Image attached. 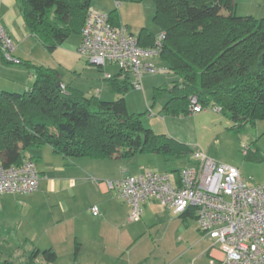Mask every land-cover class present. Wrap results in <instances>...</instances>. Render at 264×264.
I'll return each mask as SVG.
<instances>
[{"label": "trees", "instance_id": "trees-1", "mask_svg": "<svg viewBox=\"0 0 264 264\" xmlns=\"http://www.w3.org/2000/svg\"><path fill=\"white\" fill-rule=\"evenodd\" d=\"M154 1L156 21L165 33L159 57L179 78L158 90L171 95L164 111L190 115L192 99H197L204 110L218 108L235 134L263 121L264 18L238 15L236 0ZM20 4L28 33L50 53L73 33L81 36L91 9V0H20ZM110 17L114 24H122L117 12ZM137 39L143 49L155 47L153 35L142 33ZM27 69L34 74L31 88L23 93L0 91V164L4 167L35 162L30 152L43 146L65 159L180 155L181 144L156 135L129 114L124 95L130 74L120 70L106 79L112 91L123 97L103 101L63 85L59 70L34 65ZM182 218L196 219L194 210ZM79 250L78 244L75 261ZM41 260L53 264L58 254L51 248H35L22 262L11 256L0 264H40Z\"/></svg>", "mask_w": 264, "mask_h": 264}, {"label": "rangeland", "instance_id": "rangeland-1", "mask_svg": "<svg viewBox=\"0 0 264 264\" xmlns=\"http://www.w3.org/2000/svg\"><path fill=\"white\" fill-rule=\"evenodd\" d=\"M236 3L240 16L262 17L264 15L262 14V12L264 13V0H236ZM18 4L17 8L19 9L21 7L20 0H18ZM91 9L107 14L117 12L122 24L128 28L129 34L136 38L142 33L153 35V37L162 33V28L156 21L157 6L154 0H91ZM251 11L256 14H252ZM19 33L22 40L19 42L13 38L15 46L13 56L21 60L23 64L10 63L0 52V91L23 93L31 88L34 84V74L27 69V65H34L59 70L63 85L83 93L86 97L97 96L96 92L100 93L103 101H115L117 98L123 97V95L114 93L110 89L109 82L105 80L106 75L117 76L120 68L117 65H106L102 71L98 66L90 64L85 58L79 56L77 50L81 44L80 35L73 33L54 53H50L33 36H25L23 31ZM145 61L153 64L157 72L144 73L140 88L134 85L133 78L129 80L130 84L124 95L128 112L138 117L143 126L151 129L156 135L174 139L181 145L178 149L180 155H136L132 161L134 168L136 166L143 167L138 173L142 170H149L161 174L168 172L178 175L185 168H193L198 165V161L192 155L195 149L203 150L210 159L222 164L245 161L243 147H250L252 155L254 154L253 141L258 138V133L263 131L259 128L248 126L242 133L235 134L230 130L231 122L215 108L205 109L198 115L193 113L179 116L167 114L164 108L171 95L158 90L169 88L179 78L168 70L167 63L159 56L145 58ZM124 80L125 78L121 77L122 83ZM43 148L51 150L50 146H43ZM38 150L40 149L31 151ZM51 156L53 155L51 154ZM48 157L50 158V156ZM247 163L248 168L258 171H262L264 166V162L258 159L250 160ZM134 174L137 173L130 170L126 177ZM243 176L251 184H256L253 182V176L251 178ZM150 201H153V206L162 207L156 199L147 200V202ZM121 202L123 201L121 200ZM162 208L165 211L167 209ZM91 210L80 218L81 223L91 224L90 220L93 218ZM153 221L148 237H151V242L155 245L156 254H162V251L166 254L168 252L176 254L181 242L179 240L181 235L177 228L178 224L182 222L181 217L170 211L163 216H158ZM189 222L190 225L199 226L196 220L191 219ZM70 225L72 227L64 226L55 229L49 237L36 236L33 240L35 241L34 245L42 251L50 249L52 246L58 253V260L53 264H97L94 259L100 254L86 251L84 254H78L75 261L76 254H70L74 247V245L71 246L72 242L64 244L57 242L61 240L62 235L72 234L76 227H73L72 223ZM4 226L0 225V232L7 228ZM23 239L24 237L21 236L20 240L10 243H5L4 239L2 241L0 239V262L11 259V256L12 260L17 263L27 258L30 255V245L32 247L33 244H24ZM40 264H44L43 260L40 261Z\"/></svg>", "mask_w": 264, "mask_h": 264}, {"label": "crops", "instance_id": "crops-1", "mask_svg": "<svg viewBox=\"0 0 264 264\" xmlns=\"http://www.w3.org/2000/svg\"><path fill=\"white\" fill-rule=\"evenodd\" d=\"M18 5V0H0V20L8 36L20 42V31L25 36L30 34ZM255 18L261 19L264 15H255ZM110 89L112 90L111 87ZM95 94L101 99L100 93ZM215 109L221 113L218 108ZM255 128L263 131L253 141L254 154L252 155L250 147H243V153L244 148H248L244 153L245 161L226 165L238 168L245 176H253L252 181L258 185L264 184V166L262 171H258L246 165L248 161L255 159L264 162V120L259 121ZM30 155L36 158L40 173L39 188L33 194L0 196V225L7 226L0 232L1 241L4 239L5 243L15 242L22 236L24 244H33L29 249L31 253L37 248L33 243L36 236L49 237L55 229L72 227V223L76 227L72 234L62 235L57 242L64 244L71 241V246L74 247L70 254H76L78 244V254L86 251L100 254L94 259L97 264H212L215 259L223 257L218 249H211V242L202 237L199 226L190 225L192 218L182 216V222L177 226L181 235L179 251L176 254H166L163 251L162 254H156L155 245L151 242V237H148L150 226L158 216L170 211H165L163 206H153V201L146 202L143 205L142 220L130 222V207L121 202L116 189L109 190L106 186V181L117 182L126 178L130 170L137 173L132 176L147 171L138 173L143 167L134 168V158L65 159L56 155L52 148L48 150L43 147L38 151H31ZM94 207L99 209V215L95 216L92 212L91 224L81 223L80 218ZM51 249L55 250L52 246Z\"/></svg>", "mask_w": 264, "mask_h": 264}, {"label": "built area", "instance_id": "built-area-1", "mask_svg": "<svg viewBox=\"0 0 264 264\" xmlns=\"http://www.w3.org/2000/svg\"><path fill=\"white\" fill-rule=\"evenodd\" d=\"M164 39L162 32L153 49H143L124 25L111 21L110 14L90 9L77 52L98 67L117 65L140 88L144 73L157 72L145 58L159 56ZM0 44L4 58L19 65L20 60L13 56V40L1 20ZM111 77L106 75V79ZM203 111L197 99H192V113ZM247 150L244 148V153ZM192 155L198 165L185 168L178 175L147 170L121 181H106V186L109 190L116 189L130 207V222L142 220L143 205L151 199L177 216L194 210L202 237L211 242V249L223 254L212 264H264V184H251L238 168L210 159L201 149H195ZM39 178L34 161L10 167L0 164V196L33 194L39 188ZM92 212L99 215L97 207Z\"/></svg>", "mask_w": 264, "mask_h": 264}, {"label": "water", "instance_id": "water-1", "mask_svg": "<svg viewBox=\"0 0 264 264\" xmlns=\"http://www.w3.org/2000/svg\"><path fill=\"white\" fill-rule=\"evenodd\" d=\"M60 128H61L62 130H69V129H68L66 126H64V125H61Z\"/></svg>", "mask_w": 264, "mask_h": 264}]
</instances>
